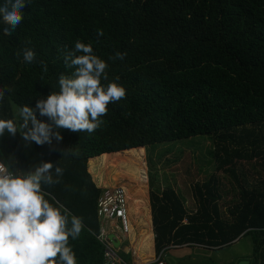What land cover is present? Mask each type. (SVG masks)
<instances>
[{"label": "trees", "instance_id": "1", "mask_svg": "<svg viewBox=\"0 0 264 264\" xmlns=\"http://www.w3.org/2000/svg\"><path fill=\"white\" fill-rule=\"evenodd\" d=\"M22 12L11 36L0 23V88L12 89L0 100V119L15 120L13 105L35 107L59 91L58 77L73 71L63 54L77 40L91 44L108 64L102 84L115 82L126 91L108 105L94 132L59 129L61 141L33 142L40 163L64 169L61 183L42 190L54 206L82 219L80 236L69 237L77 264H105L97 240L99 187L128 180L136 190L122 186L141 209L145 149L201 137L215 147L206 165L215 160L232 188L210 174L192 186L195 210L189 212L172 187L151 186L156 256L193 245L223 249L250 237L252 264H264V0H27ZM28 41L36 53L32 64L15 55ZM117 52L125 58L110 60ZM37 118L49 122L39 113ZM0 161L8 171H31L19 133L0 137ZM241 162L251 164L257 181L250 182L244 167L239 170ZM148 164L152 168L151 158ZM229 195L233 199L223 210V196ZM138 221L136 255L145 259L153 235L144 208ZM135 233L129 230L131 238Z\"/></svg>", "mask_w": 264, "mask_h": 264}, {"label": "clouds", "instance_id": "2", "mask_svg": "<svg viewBox=\"0 0 264 264\" xmlns=\"http://www.w3.org/2000/svg\"><path fill=\"white\" fill-rule=\"evenodd\" d=\"M26 6L27 0H4L0 4L4 35L11 36L21 24ZM97 35L102 36L103 31L98 30ZM27 44L30 41L15 55L32 64L36 53ZM125 56L117 52L109 59L123 60ZM40 63L47 72V65ZM63 63L73 71L58 77L59 91L38 99L35 107H19V132L15 120L0 119V137L6 132L10 136L20 133L25 141L42 146L51 145L53 138L61 141L59 129L92 133L103 124L101 117L107 114L108 105L125 98L122 86L102 84V80H108V64L93 54L91 44L77 40L72 50L64 52ZM11 92L10 87L0 88V100ZM37 113L49 122L38 119ZM21 172L25 171L13 172L0 166V264H77L69 237L75 240L80 236L82 219L63 205L54 206L42 190V186L61 183L64 169L59 163L41 162L34 171Z\"/></svg>", "mask_w": 264, "mask_h": 264}, {"label": "rangeland", "instance_id": "3", "mask_svg": "<svg viewBox=\"0 0 264 264\" xmlns=\"http://www.w3.org/2000/svg\"><path fill=\"white\" fill-rule=\"evenodd\" d=\"M18 109L16 105H13L14 118L17 122L18 131H20ZM29 127H31V125H29ZM20 136L31 171H34L35 167L40 165L39 157L33 148V142L25 141L21 134ZM154 147L157 149L153 150L152 147L150 150L145 149L144 157H142V164H144V166L140 169V175L146 179L145 188L147 189L150 187L151 189L152 186L153 191H157V189L164 190L167 187H172L186 200L185 206H187L189 212L195 210L194 199L191 194L192 186L195 183L202 182L204 178L208 177L210 174L217 173L226 186L225 189L232 188L229 181L230 176L225 174L224 171H217L215 169L217 165L215 160L211 161L210 165H206V162L211 160L209 152L215 149L213 141L209 139V137L156 145ZM148 158L152 159V168L148 164ZM238 167L240 171L242 170L241 167L247 170L251 183L257 181L258 176L252 169L251 164L241 162ZM231 180L233 181L232 178ZM118 181L119 182H116L113 186L128 184L129 189L136 190L133 184L127 182L128 180L123 178V180L118 179ZM125 189L128 192L127 188ZM131 193L133 194V192ZM128 195L130 196L129 192ZM232 199L233 197L230 195L223 196V210L228 208ZM128 237L129 239L131 238L130 235ZM135 238L136 236L134 235L132 239ZM129 246L130 244L126 243L124 240L121 250L120 248L117 250H120L118 256L122 261L124 260L127 262L132 260ZM189 250V259L182 258L185 255L175 254V260L172 261V264H252L254 260V245L250 237H245L238 243L223 249L202 250L190 248Z\"/></svg>", "mask_w": 264, "mask_h": 264}, {"label": "built area", "instance_id": "4", "mask_svg": "<svg viewBox=\"0 0 264 264\" xmlns=\"http://www.w3.org/2000/svg\"><path fill=\"white\" fill-rule=\"evenodd\" d=\"M0 166L4 167L1 161ZM101 189L103 192L98 200L97 211L100 234L97 236V240L104 246L105 264H127L119 258V251L113 247L109 241V236L113 234L117 238L123 239L129 234L128 192L122 185L102 187ZM150 264L166 263L163 256L160 255Z\"/></svg>", "mask_w": 264, "mask_h": 264}, {"label": "crops", "instance_id": "5", "mask_svg": "<svg viewBox=\"0 0 264 264\" xmlns=\"http://www.w3.org/2000/svg\"><path fill=\"white\" fill-rule=\"evenodd\" d=\"M150 193H151L150 187L147 188L144 191V193H142V199H144V205L141 206V209L138 207L137 204H133V201L130 200V196H129V203H128L129 225H130V229L132 228L133 231L136 232L134 234L136 236V238L135 239H132V238L129 239V237H128L129 234L127 235V237H125L123 239L120 238V237H118V238L116 237L117 238V241L120 242V250L122 248V242L124 240H125L126 243L130 244L129 250L131 252L130 253V256H131V259L132 260L131 261L130 260L127 261L128 264H150V263L154 262V260L157 258V256H156V250H155V235H154V230H153V217H152V208H151V197H150ZM142 208H144V210L147 213V219L150 222L149 223V229H150V232L153 235L152 243H151V246H150V251L148 252V254H147V256H146L145 259H140L136 255V248L138 246L137 239L140 236L139 233H138V225H139L138 217L140 215V212L142 211ZM190 248L191 249L210 250V249H206L205 247L196 246V245H193V246H190V247L189 246H184V247L171 248L164 255L165 262L167 264H172V261L175 260L174 259L175 258V254H177V255H185L182 258L189 259V257H190L189 256V253H190V250L189 249ZM124 262H126V261H124Z\"/></svg>", "mask_w": 264, "mask_h": 264}, {"label": "water", "instance_id": "6", "mask_svg": "<svg viewBox=\"0 0 264 264\" xmlns=\"http://www.w3.org/2000/svg\"><path fill=\"white\" fill-rule=\"evenodd\" d=\"M109 241L111 242V244L113 245V247L118 250L120 248V242H118L116 240V236L115 235H110L109 236Z\"/></svg>", "mask_w": 264, "mask_h": 264}]
</instances>
